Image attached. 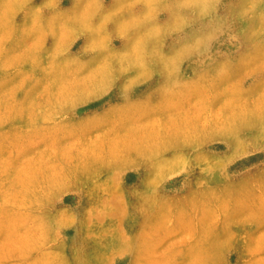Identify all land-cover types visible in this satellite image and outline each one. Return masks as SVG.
I'll list each match as a JSON object with an SVG mask.
<instances>
[{
	"label": "clouds",
	"instance_id": "obj_1",
	"mask_svg": "<svg viewBox=\"0 0 264 264\" xmlns=\"http://www.w3.org/2000/svg\"><path fill=\"white\" fill-rule=\"evenodd\" d=\"M0 264H264V0H0Z\"/></svg>",
	"mask_w": 264,
	"mask_h": 264
}]
</instances>
